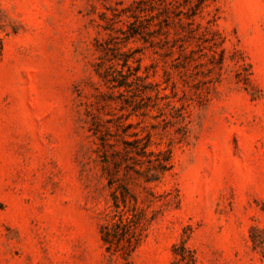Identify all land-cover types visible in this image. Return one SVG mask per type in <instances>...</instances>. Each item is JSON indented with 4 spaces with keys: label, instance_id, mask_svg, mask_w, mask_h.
Here are the masks:
<instances>
[{
    "label": "rangeland",
    "instance_id": "1",
    "mask_svg": "<svg viewBox=\"0 0 264 264\" xmlns=\"http://www.w3.org/2000/svg\"><path fill=\"white\" fill-rule=\"evenodd\" d=\"M0 264H264V0H0Z\"/></svg>",
    "mask_w": 264,
    "mask_h": 264
},
{
    "label": "trees",
    "instance_id": "2",
    "mask_svg": "<svg viewBox=\"0 0 264 264\" xmlns=\"http://www.w3.org/2000/svg\"><path fill=\"white\" fill-rule=\"evenodd\" d=\"M105 239L107 240V238L105 237Z\"/></svg>",
    "mask_w": 264,
    "mask_h": 264
}]
</instances>
